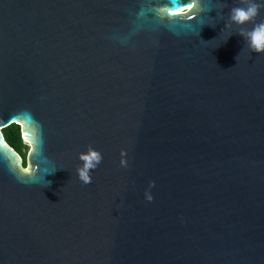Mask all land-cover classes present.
Listing matches in <instances>:
<instances>
[{"label":"water","instance_id":"1","mask_svg":"<svg viewBox=\"0 0 264 264\" xmlns=\"http://www.w3.org/2000/svg\"><path fill=\"white\" fill-rule=\"evenodd\" d=\"M184 2L0 0V264H264V7Z\"/></svg>","mask_w":264,"mask_h":264},{"label":"clouds","instance_id":"2","mask_svg":"<svg viewBox=\"0 0 264 264\" xmlns=\"http://www.w3.org/2000/svg\"><path fill=\"white\" fill-rule=\"evenodd\" d=\"M199 0H193V3H190L189 6H185L184 8L177 9L178 12H189L195 8L197 13L205 11L197 7ZM242 6L232 7L229 10L227 22L225 24V28H231L233 24L235 25H244L248 22L255 21L256 17L259 14V10L264 7V0H241ZM219 15V13H218ZM238 34L243 38L246 42L248 48L254 53H264V20L254 23L251 30H245L244 28H240ZM230 36V35H229ZM123 155V154H122ZM79 159L82 161L81 167L78 168V178L85 184L90 183V170L96 168V166L100 163L102 156L97 150H93L89 148L86 153H81L79 155ZM123 163V162H122ZM23 172L29 174H36L35 170L31 167H27L22 169ZM55 170L49 172L45 171L43 175V179L45 180L46 174H52ZM47 181V186L51 183V181ZM46 186V187H47ZM148 200H151L152 197L148 193L145 194Z\"/></svg>","mask_w":264,"mask_h":264},{"label":"trees","instance_id":"3","mask_svg":"<svg viewBox=\"0 0 264 264\" xmlns=\"http://www.w3.org/2000/svg\"><path fill=\"white\" fill-rule=\"evenodd\" d=\"M5 140L21 155L23 167H26L25 143L21 136V127L17 124H11L3 130Z\"/></svg>","mask_w":264,"mask_h":264},{"label":"snow or ice","instance_id":"4","mask_svg":"<svg viewBox=\"0 0 264 264\" xmlns=\"http://www.w3.org/2000/svg\"><path fill=\"white\" fill-rule=\"evenodd\" d=\"M184 3H185V6H189L190 5V3H188V0H186V2H184ZM178 9H180V8H178ZM177 13H179V12L177 11V12H174L172 14L176 15ZM21 127H23V125H21Z\"/></svg>","mask_w":264,"mask_h":264}]
</instances>
